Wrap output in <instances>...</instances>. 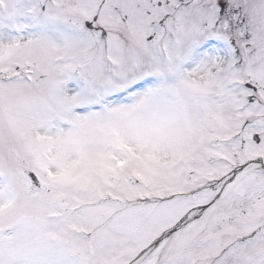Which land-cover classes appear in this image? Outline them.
<instances>
[{
	"label": "snow or ice",
	"instance_id": "obj_1",
	"mask_svg": "<svg viewBox=\"0 0 264 264\" xmlns=\"http://www.w3.org/2000/svg\"><path fill=\"white\" fill-rule=\"evenodd\" d=\"M0 264H264V0H0Z\"/></svg>",
	"mask_w": 264,
	"mask_h": 264
}]
</instances>
